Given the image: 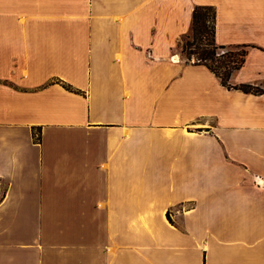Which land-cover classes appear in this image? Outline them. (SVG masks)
Instances as JSON below:
<instances>
[{
	"label": "crops",
	"instance_id": "obj_1",
	"mask_svg": "<svg viewBox=\"0 0 264 264\" xmlns=\"http://www.w3.org/2000/svg\"><path fill=\"white\" fill-rule=\"evenodd\" d=\"M197 6L263 93L184 59ZM258 179L264 0H0V264H264Z\"/></svg>",
	"mask_w": 264,
	"mask_h": 264
},
{
	"label": "trees",
	"instance_id": "obj_2",
	"mask_svg": "<svg viewBox=\"0 0 264 264\" xmlns=\"http://www.w3.org/2000/svg\"><path fill=\"white\" fill-rule=\"evenodd\" d=\"M217 12L212 6H197L193 11L192 35L194 42H185L182 53L188 62L202 65L214 73L224 87L244 93L261 94L263 90L250 85L232 86V75L245 64L246 46L228 47L216 43ZM196 42V43H195ZM69 90L72 88L66 87ZM40 140V136L38 137ZM169 218V216H168Z\"/></svg>",
	"mask_w": 264,
	"mask_h": 264
},
{
	"label": "rangeland",
	"instance_id": "obj_3",
	"mask_svg": "<svg viewBox=\"0 0 264 264\" xmlns=\"http://www.w3.org/2000/svg\"><path fill=\"white\" fill-rule=\"evenodd\" d=\"M184 41L185 42H190V43H193L194 42V38H193V35H192V31L190 32L189 35H187L186 37H184L182 39V43H181L182 45H183ZM181 53H182V49H181ZM182 55H183L184 59H186V57H185V55L183 53H182ZM64 197H66V196L64 195ZM56 207L59 210V212H61V211L63 212V218L64 219H60L61 222H62L61 227L63 228V230H66V228H68V226H69L70 223L66 220L65 215H66V213H69L68 215H70V217H71V214H72V212H71L72 211L71 210V208H72L71 207V203H69V199L68 200H65V201L64 200H62V201H59L58 200ZM63 238L66 239V240H69V238H70L69 231L63 232ZM55 249L56 248H49L48 247L47 248V253H51L52 251L54 253L55 252L54 251ZM57 249L61 250L62 253H65V254L70 253V247L69 246H64L62 248H57Z\"/></svg>",
	"mask_w": 264,
	"mask_h": 264
},
{
	"label": "built area",
	"instance_id": "obj_4",
	"mask_svg": "<svg viewBox=\"0 0 264 264\" xmlns=\"http://www.w3.org/2000/svg\"><path fill=\"white\" fill-rule=\"evenodd\" d=\"M261 181H262V180H261ZM255 184H256V186H257L258 188H262V187H264V185H262L258 180L255 181Z\"/></svg>",
	"mask_w": 264,
	"mask_h": 264
},
{
	"label": "bare ground",
	"instance_id": "obj_5",
	"mask_svg": "<svg viewBox=\"0 0 264 264\" xmlns=\"http://www.w3.org/2000/svg\"><path fill=\"white\" fill-rule=\"evenodd\" d=\"M178 57V56H177ZM173 60V59H172ZM175 60L177 61L178 60V58H175ZM174 62V61H173ZM181 62V61H180ZM262 180V179H261ZM260 179H258V181L262 184V185H264V182L263 181H261Z\"/></svg>",
	"mask_w": 264,
	"mask_h": 264
}]
</instances>
